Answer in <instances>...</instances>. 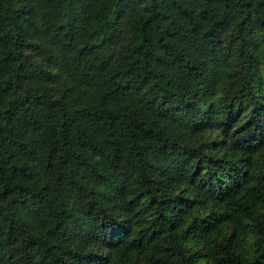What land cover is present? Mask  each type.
I'll list each match as a JSON object with an SVG mask.
<instances>
[{"label": "trees", "instance_id": "trees-1", "mask_svg": "<svg viewBox=\"0 0 264 264\" xmlns=\"http://www.w3.org/2000/svg\"><path fill=\"white\" fill-rule=\"evenodd\" d=\"M0 264H264V0H0Z\"/></svg>", "mask_w": 264, "mask_h": 264}]
</instances>
